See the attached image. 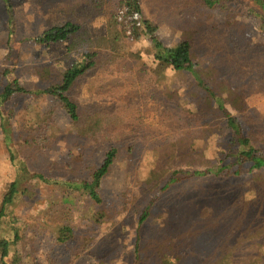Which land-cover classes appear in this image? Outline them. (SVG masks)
Wrapping results in <instances>:
<instances>
[{"label":"trees","instance_id":"16d2710c","mask_svg":"<svg viewBox=\"0 0 264 264\" xmlns=\"http://www.w3.org/2000/svg\"><path fill=\"white\" fill-rule=\"evenodd\" d=\"M4 1L8 3V0ZM149 1L154 4L149 2L144 8L145 0H73L70 2V17L63 18L34 39L14 41L18 45L33 42L45 46L65 42L66 56L79 57L62 73L58 83L35 91L21 86L10 76V70H3L1 76L6 83L0 92V108L3 107L6 113L2 114L0 109V116L11 117L9 102L16 97L45 94L54 98L65 111L70 126L80 138H93L104 128L112 132L117 130L122 121L101 111L79 109L69 94L73 84L88 71L120 63L123 58L119 51L122 39L131 37L139 44L145 42L142 51L154 57L156 67L143 66L137 72L142 71L149 76L154 86L159 82V90L176 105L175 109L180 111L185 123L180 127L183 131L178 129L173 140L167 142L168 149L163 153L165 160H160L144 181L129 186L128 193H119L120 205L116 210H110L101 195L103 181L118 154V149L113 146L105 151L99 164H95V160H69L67 167H55L53 171L65 174L66 180L43 177L44 174L36 177L43 183L51 182L64 188L66 197L62 198L63 201H73V192L84 196L89 206L97 209L91 214L95 225L101 220L121 216L130 205V211L134 210L131 215L136 217V236L135 257L129 264H230L229 251L235 248L231 245L239 237L244 244L242 248L245 247L247 252L262 253L264 190L259 197H250L247 192H241L240 181L255 171H264V156L259 148L252 145V132L245 130L239 118V98L243 95L239 79L245 68H254L255 74L264 79V44L248 36L247 26L239 18L243 10V19L255 20L258 33L264 36V0H173L175 10L170 12L167 7L166 15L161 16L156 13L155 0ZM88 7L102 15V32L99 35H92L88 25L81 23L78 17L79 12L90 13ZM215 13H223L224 21L214 20ZM165 20H177L181 24L180 29L189 33L190 38L176 48L163 46L156 32ZM200 42L217 44V48L212 51V59L208 60L203 72L196 74L190 51ZM130 57L136 58V54L131 53ZM252 63H260L261 66ZM185 74L191 75L193 80L189 84L191 87L184 90L186 99L179 101L178 94L166 90L165 81L174 75ZM186 103H192L194 110H184ZM231 103H235L233 109L229 108ZM220 118L232 132L231 144L224 158L234 160H198L202 153H199L201 148L196 141L203 138L204 129H207L203 128L201 132V127H215L222 121ZM32 119L33 125L42 132L50 125L49 116L34 114ZM161 147L165 148L166 143ZM183 157L187 160H179ZM11 164L15 176L1 190L0 196V264H67L80 253L99 261L108 256V251L116 245H108L110 237L95 246H89L93 238L86 237L81 243V252L74 250V254L67 255V248L74 240L70 226L51 225L37 218L31 219L27 225L21 216L26 215L29 209L22 202L37 182H33L35 176L30 174L25 163L11 160ZM49 170L50 173L52 169ZM250 179L254 181L250 184L251 191L259 181H264V177ZM185 182L195 185L190 188L191 192L166 196L171 188ZM234 191L241 198L234 199L235 195L231 196ZM156 208L158 212L154 213ZM45 234L52 242L50 251L36 255L30 245L32 239ZM102 249L105 251L95 252ZM182 250L189 252L183 253ZM196 255H203L204 260H199ZM172 257L174 261L170 260ZM110 259L102 263H108ZM261 260L250 259L245 264H264Z\"/></svg>","mask_w":264,"mask_h":264},{"label":"rangeland","instance_id":"374dc122","mask_svg":"<svg viewBox=\"0 0 264 264\" xmlns=\"http://www.w3.org/2000/svg\"><path fill=\"white\" fill-rule=\"evenodd\" d=\"M72 1L8 0V3H5L4 0H0V92L6 83L1 76L3 70H10L12 72L10 76L21 86L35 91L58 83L62 73L78 61V55L66 56L65 42L47 46L33 42L14 44V41L18 42L21 39H34L63 18L70 17ZM145 2L144 8L150 1ZM155 2L156 13L160 16L166 15L167 7L171 9L170 12L175 10L173 0ZM88 10L90 13H78L80 22L88 25L92 35H99L102 32V15L94 10L92 12L89 7ZM240 12L239 20L246 24L248 36L255 42L264 44V36L257 31V22L253 19H243L244 11ZM213 19L223 22L224 14L215 13ZM180 25L177 20L169 22L165 20L160 24L156 34L163 46L176 48L182 41L190 38L191 35L181 30ZM215 45L217 44L200 42L198 47L190 51L193 71L196 74L203 72L208 60L212 59V51L217 48ZM145 46V42L139 44L133 38L125 37L119 44V51L123 55L120 63L88 71L73 84L69 94L79 109L86 112L101 111L122 121L120 127L113 132L104 128L101 134L93 138H80L70 126L65 111L54 98L45 94L16 97L9 102V107H12L11 117L0 116V196L1 190H4L6 184L15 176L11 160L25 163L30 174L35 176L33 182H37V186L31 188L29 194L23 198L22 203L29 212L22 215L21 219H25L23 221H26L27 225L31 219L37 218L51 225L60 223L70 226L74 232V240L67 248V255L74 254V250L81 252V243L86 237L93 238L89 246H95L107 237L111 238L108 245L116 243L115 247L108 251V256L100 261L87 256L86 253H80L79 257L71 259L67 264H103L109 258L111 261L105 264L131 263L135 257L133 251L136 217L131 215L134 210L130 211L129 205L121 216L101 220L95 225L91 220V214L97 209L89 206L84 196L73 192L72 196L75 197L73 201H63L62 198L66 197L63 195L64 188L51 182L43 183L36 176L44 174L43 177L51 176L54 179L66 180L65 174L53 171L55 167H67L69 160H95V164H99L104 158L105 151L113 146L118 149V154L110 173L103 181L101 195L106 205H109L108 208L116 210L120 205L119 193H128L129 186L137 181H144L160 164V160H165L163 153L166 148L168 149L167 142L173 140L175 133L178 134V129L180 132L183 131L180 127L185 123L179 115L180 111L175 109L176 105L172 100H167L159 90L161 88L159 82L154 86V81H151L149 76L144 75L142 71L137 72L143 66L151 69L156 67L154 57L142 51ZM131 53L136 54V58L130 57ZM256 65L261 66L260 63ZM192 80L191 75H174L165 81V87L166 90L178 94L179 101H184L186 99L184 90L191 87ZM239 86L243 91L239 98L241 104L239 118L245 130L249 129L252 132V145L259 148L264 156V79L255 74L254 68L251 70L245 68L244 74L240 76ZM234 107L235 103L229 105L231 109ZM183 108L194 110V105L186 103ZM0 109L2 114L6 113L3 107ZM34 114L50 117L48 120L50 125L45 127L43 132L33 125ZM220 120L222 121L215 127H201V132L203 128L207 129H204L203 138L196 141L199 143L197 146L201 148L199 153H202L198 160H234L231 157L224 158L231 144L232 132L223 118ZM174 128L175 130H172ZM164 143L166 147L162 148ZM49 168L52 169L50 173ZM245 177L240 181L241 192H247L250 197L252 195L259 197L264 190V181L256 182L257 187L254 186L251 191L250 184L254 181L251 182L250 178H262L264 171H255ZM193 186L195 185L185 182L171 188L166 196L191 192L190 188ZM231 196H234V199L241 198L235 191ZM163 200L164 196L161 197V201ZM156 212L158 208L154 209V213ZM119 223L122 225L119 226ZM38 237L32 239L31 248L33 247L36 255L48 254L52 246L50 238H47L46 234ZM231 246L235 248L229 251L227 260L231 261L230 264H245L250 259L264 261V250L262 253L247 252L245 247L242 248L244 244L241 243V237L233 240ZM100 251L105 249L95 250ZM196 258L204 260L203 255H196ZM170 260L174 261V258Z\"/></svg>","mask_w":264,"mask_h":264}]
</instances>
